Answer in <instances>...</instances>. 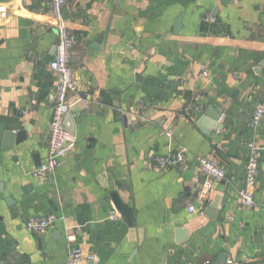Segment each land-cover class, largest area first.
Returning a JSON list of instances; mask_svg holds the SVG:
<instances>
[{
    "label": "crops",
    "instance_id": "crops-1",
    "mask_svg": "<svg viewBox=\"0 0 264 264\" xmlns=\"http://www.w3.org/2000/svg\"><path fill=\"white\" fill-rule=\"evenodd\" d=\"M63 14L77 144L39 177L57 85L51 0H0V264H66L71 233L90 264H264V118L249 126L264 102V0H69ZM20 131L17 145L7 134ZM251 142L261 164L248 209ZM181 146L184 164L153 167ZM199 155L226 171L209 191ZM114 195L133 226L109 220ZM51 214L44 233L27 230Z\"/></svg>",
    "mask_w": 264,
    "mask_h": 264
},
{
    "label": "built area",
    "instance_id": "built-area-1",
    "mask_svg": "<svg viewBox=\"0 0 264 264\" xmlns=\"http://www.w3.org/2000/svg\"><path fill=\"white\" fill-rule=\"evenodd\" d=\"M243 1V0H240ZM69 0H51V15L53 25L57 31V44L55 54L50 62V69L57 77L55 88V104L53 108V119L50 129V143L48 156L35 171V175L44 177L54 172L60 165L61 160L69 155L76 147L77 140L74 132L70 131L65 125L66 115L70 112V97L79 94L80 83L74 74L71 66L72 50L76 43V38L70 33L67 23L64 19V8ZM213 20V19H212ZM209 69L203 68L202 76H207ZM264 118V102H259L250 119L249 126L255 128ZM173 133L168 132L172 137ZM249 153L247 158L246 177L243 186L238 192V200L245 208L252 209L256 206L255 194L258 175L260 172V148L251 142L248 145ZM188 158V150L185 147H179L176 151L168 155L155 156L152 159L153 167L159 170H167L184 164ZM197 165L206 175L205 190L209 191L213 183L222 181L226 177V171L223 165L217 160L199 155L195 157ZM190 213L197 212L194 206L189 207ZM109 220L120 219L118 211H114ZM56 222V216L35 215L27 220L26 228L29 232L42 234ZM77 237L71 233L66 237L67 262L66 264H90L96 260L94 253H86L84 249L76 244ZM197 264V263H193ZM204 264H212L207 261Z\"/></svg>",
    "mask_w": 264,
    "mask_h": 264
},
{
    "label": "water",
    "instance_id": "water-1",
    "mask_svg": "<svg viewBox=\"0 0 264 264\" xmlns=\"http://www.w3.org/2000/svg\"><path fill=\"white\" fill-rule=\"evenodd\" d=\"M181 25H182V19H179V21L177 22V25L175 27V32L179 31V29L181 28ZM65 125L70 131L75 132V128H74L75 122L73 121V116H72L71 112H69L66 115ZM13 134H15V143L17 145L21 144L25 140V131H20L19 133L10 132L7 135L9 137H13ZM113 199H114V204H115L119 214L121 215V217L124 218L131 226H133L134 225V217H133L131 211L129 210V208L121 201V199H119L115 195L113 196Z\"/></svg>",
    "mask_w": 264,
    "mask_h": 264
}]
</instances>
